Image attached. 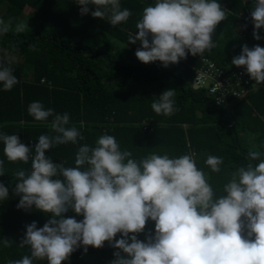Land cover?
Here are the masks:
<instances>
[{"label": "clouds", "instance_id": "clouds-1", "mask_svg": "<svg viewBox=\"0 0 264 264\" xmlns=\"http://www.w3.org/2000/svg\"><path fill=\"white\" fill-rule=\"evenodd\" d=\"M75 3L83 6L81 15L107 17L112 26L132 15L122 8L121 0ZM253 5V38L261 40L264 0H253ZM226 18L220 0H154L143 9L129 43L141 44L135 53L140 62L160 61L168 67L189 54L211 52L216 47L213 33ZM25 26L17 25L16 31ZM9 29L10 23L0 19V36ZM231 63L243 66L256 84L264 83V47L250 49L245 44ZM18 82L12 69L0 61V89L10 91ZM175 97V89L164 90L151 108L158 115L171 116L179 110ZM27 111L35 121L53 117L51 129L56 134H42L28 147L17 135L0 133V143L9 162L28 163L34 151L31 171L17 172L12 192L20 197L17 208L34 207L49 219L41 228L35 221L26 225L21 246H28L30 255L8 264L37 260L63 264L74 251L82 248L87 253L89 246L99 249L105 242L117 249L112 264H264V152H249L248 162L233 171L223 194L217 196L192 155L152 153L136 160L108 134L101 135L95 147L80 146L75 166L53 163L46 152L83 137L76 127H66L68 113L54 114L38 101ZM205 164L220 173L223 158L209 155ZM4 175L5 161L0 159V177ZM10 188L0 182V203L10 198ZM70 210L83 219L65 218ZM149 221L154 222V233L149 231L141 241L135 234L144 233ZM11 243L0 240L4 247Z\"/></svg>", "mask_w": 264, "mask_h": 264}, {"label": "trees", "instance_id": "trees-1", "mask_svg": "<svg viewBox=\"0 0 264 264\" xmlns=\"http://www.w3.org/2000/svg\"><path fill=\"white\" fill-rule=\"evenodd\" d=\"M220 3L227 18L213 33L216 47L202 56L189 54L179 63L164 67L160 61L140 62L135 53L141 44L129 43L143 9L154 0H121L122 8H128L132 15L116 26L107 17L81 15L83 6L75 0H0V19L10 23L9 31L0 36V61L12 69L19 81L10 91L0 89V133L17 135L28 147H33L42 134L55 135L51 129L53 117L35 121L29 115L28 106L38 101L54 114L68 113L66 127H76L83 137L76 144L57 145L46 152L53 163L75 166L80 146L95 147L98 138L108 134L136 160L152 153L192 155L216 195H222L223 185L233 171L248 162L247 154L264 152V85L247 86L249 92L243 96L218 104L216 92H209L215 86L211 79L214 74L196 84L195 72L201 58H209L226 77L220 90L240 93L242 89L230 72L244 67L233 65L232 59L240 55L245 44L250 49L264 47V39L255 40L250 34L254 31L250 17L253 0ZM27 12L35 16L29 18ZM21 23L27 26L17 32ZM237 28L247 31L243 37L237 35ZM260 34L264 36V30ZM167 89L176 90L179 110L171 116L158 115L151 104ZM32 155L34 151L28 163L9 162L0 143V159L5 161V175L0 182L6 187L11 185L10 198L0 203V240L12 241L8 247L0 245V264L30 255V248L21 246L26 225L35 221L41 228L49 219L34 207L28 211L17 208L20 197L12 192L17 172L31 171ZM209 155L223 158L220 173L206 166ZM69 217L83 219L71 210L65 214V218ZM149 231L154 233L152 221L146 223L144 233L135 235L144 241ZM115 251L105 242L99 249L89 246L87 253L82 248L74 251L63 264H112ZM34 264L47 261L37 260Z\"/></svg>", "mask_w": 264, "mask_h": 264}, {"label": "built area", "instance_id": "built-area-1", "mask_svg": "<svg viewBox=\"0 0 264 264\" xmlns=\"http://www.w3.org/2000/svg\"><path fill=\"white\" fill-rule=\"evenodd\" d=\"M246 32L247 31L240 28L238 34L243 37ZM250 34L253 35L252 30L250 31ZM200 62H201V64H200V66H198V68L196 69V72H195L196 84H197V82H203V80H206L207 76L210 73H213L214 77H211V79L215 83V86L209 92L212 94H214L213 92H216L215 98H216V102L218 104L223 103L226 100L229 101V99H233L234 97L239 98V97L243 96L244 94L249 92V88H248L249 86L262 87L264 85V83L256 84V82L253 79H251L250 76L247 74L246 69L241 68V69L235 71V73L230 72V73H233V79H237V81H238L237 84L242 89L241 92L239 93L237 91H232V90L229 91L227 89L220 90V88L222 87L223 82H225V78H226V77L223 78L221 76V72L223 74L221 67H219L213 60H211L209 58H201ZM223 76H224V74H223ZM216 85L218 88H216Z\"/></svg>", "mask_w": 264, "mask_h": 264}, {"label": "rangeland", "instance_id": "rangeland-1", "mask_svg": "<svg viewBox=\"0 0 264 264\" xmlns=\"http://www.w3.org/2000/svg\"><path fill=\"white\" fill-rule=\"evenodd\" d=\"M26 15L29 16V18H32V17L35 16L34 13L31 14V13H28V12L26 13ZM236 32H237V35H238L239 28L236 29ZM238 36H239V35H238ZM241 37H242V36H241ZM241 37H239V39H240V40H243V38H241ZM237 56H238V55H237ZM11 59H16V58H15V57H11Z\"/></svg>", "mask_w": 264, "mask_h": 264}, {"label": "crops", "instance_id": "crops-1", "mask_svg": "<svg viewBox=\"0 0 264 264\" xmlns=\"http://www.w3.org/2000/svg\"><path fill=\"white\" fill-rule=\"evenodd\" d=\"M240 29V28H239Z\"/></svg>", "mask_w": 264, "mask_h": 264}]
</instances>
